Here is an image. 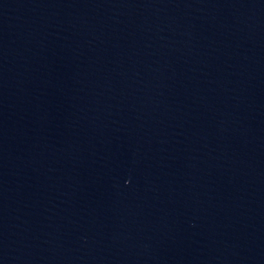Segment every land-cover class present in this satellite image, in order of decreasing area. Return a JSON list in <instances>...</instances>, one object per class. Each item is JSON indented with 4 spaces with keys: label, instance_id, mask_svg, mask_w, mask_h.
<instances>
[{
    "label": "water",
    "instance_id": "95a60500",
    "mask_svg": "<svg viewBox=\"0 0 264 264\" xmlns=\"http://www.w3.org/2000/svg\"><path fill=\"white\" fill-rule=\"evenodd\" d=\"M79 264H264V0H0Z\"/></svg>",
    "mask_w": 264,
    "mask_h": 264
}]
</instances>
